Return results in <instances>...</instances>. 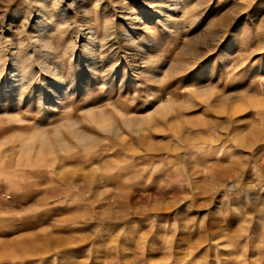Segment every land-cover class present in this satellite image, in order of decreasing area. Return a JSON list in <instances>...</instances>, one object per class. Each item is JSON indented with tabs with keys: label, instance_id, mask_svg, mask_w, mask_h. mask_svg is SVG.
I'll use <instances>...</instances> for the list:
<instances>
[{
	"label": "rangeland",
	"instance_id": "obj_1",
	"mask_svg": "<svg viewBox=\"0 0 264 264\" xmlns=\"http://www.w3.org/2000/svg\"><path fill=\"white\" fill-rule=\"evenodd\" d=\"M0 264H264V0H0Z\"/></svg>",
	"mask_w": 264,
	"mask_h": 264
}]
</instances>
